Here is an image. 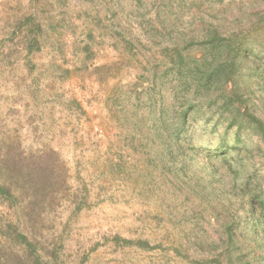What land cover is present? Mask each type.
<instances>
[{"label": "rangeland", "instance_id": "374dc122", "mask_svg": "<svg viewBox=\"0 0 264 264\" xmlns=\"http://www.w3.org/2000/svg\"><path fill=\"white\" fill-rule=\"evenodd\" d=\"M208 22L264 122V0H0V264H264L260 137L219 98L171 147L162 43Z\"/></svg>", "mask_w": 264, "mask_h": 264}, {"label": "trees", "instance_id": "16d2710c", "mask_svg": "<svg viewBox=\"0 0 264 264\" xmlns=\"http://www.w3.org/2000/svg\"><path fill=\"white\" fill-rule=\"evenodd\" d=\"M161 24L162 31L160 33L162 36L164 34L171 35L172 26ZM205 24L206 26L200 30L201 39L189 40L190 37L182 31L178 35L168 37L167 41L162 43L163 46L167 45L170 46L169 49L171 48L168 63L164 66L169 65L174 71L177 77L176 90L179 89L178 92L175 91V95L176 98H181L176 100V107L173 105L170 113L172 119L171 140H173L171 147H175V150L182 148L179 137L187 134L185 131L187 121L195 116L202 107L207 109L213 105L217 106L219 98L222 99V113L232 116V123L237 122L239 126L245 125L250 131L256 133L264 143L263 120L253 112L244 94L234 88V75L243 60L246 59L247 55L245 54L248 49L239 37V33L226 35L213 23ZM128 37L130 38V36ZM195 46L197 48L195 51H202L200 58H196L195 54L190 56L191 54L184 52ZM131 48H134V45L130 39H127L124 49L129 52ZM195 63L197 64V73L190 72ZM145 80L147 90L155 91L158 86L156 79L149 76L145 77ZM159 84L162 87L164 83ZM219 91L221 95H219ZM199 96L202 97V103L198 100ZM205 102L206 104H204ZM200 103L201 105H199ZM0 193L3 194L1 188ZM18 236L21 244L30 246L31 243L25 235Z\"/></svg>", "mask_w": 264, "mask_h": 264}]
</instances>
